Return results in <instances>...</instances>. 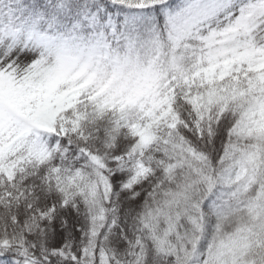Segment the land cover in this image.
I'll list each match as a JSON object with an SVG mask.
<instances>
[{"label":"snow or ice","instance_id":"obj_1","mask_svg":"<svg viewBox=\"0 0 264 264\" xmlns=\"http://www.w3.org/2000/svg\"><path fill=\"white\" fill-rule=\"evenodd\" d=\"M0 264H264V0H0Z\"/></svg>","mask_w":264,"mask_h":264}]
</instances>
